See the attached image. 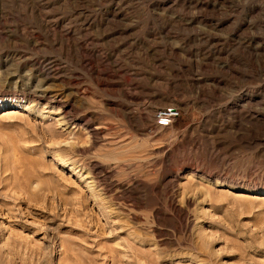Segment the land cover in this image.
<instances>
[{
	"label": "rangeland",
	"instance_id": "1",
	"mask_svg": "<svg viewBox=\"0 0 264 264\" xmlns=\"http://www.w3.org/2000/svg\"><path fill=\"white\" fill-rule=\"evenodd\" d=\"M0 264H264V0H0Z\"/></svg>",
	"mask_w": 264,
	"mask_h": 264
},
{
	"label": "built area",
	"instance_id": "2",
	"mask_svg": "<svg viewBox=\"0 0 264 264\" xmlns=\"http://www.w3.org/2000/svg\"><path fill=\"white\" fill-rule=\"evenodd\" d=\"M178 116L176 108H166L156 113L154 117V125L157 127H169L172 120Z\"/></svg>",
	"mask_w": 264,
	"mask_h": 264
},
{
	"label": "bare ground",
	"instance_id": "3",
	"mask_svg": "<svg viewBox=\"0 0 264 264\" xmlns=\"http://www.w3.org/2000/svg\"><path fill=\"white\" fill-rule=\"evenodd\" d=\"M29 90H31V89H29ZM29 90H28V92H29ZM31 92V91H30ZM34 92H36V91H33V93ZM33 96V95H32ZM13 106H20L21 108H24V107H26V104H24L22 101H19V102H14V103H11ZM31 106H32V104H31ZM27 109V108H26Z\"/></svg>",
	"mask_w": 264,
	"mask_h": 264
}]
</instances>
